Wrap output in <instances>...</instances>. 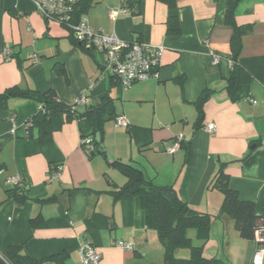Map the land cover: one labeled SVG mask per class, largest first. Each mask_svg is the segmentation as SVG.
<instances>
[{
  "label": "crops",
  "instance_id": "obj_1",
  "mask_svg": "<svg viewBox=\"0 0 264 264\" xmlns=\"http://www.w3.org/2000/svg\"><path fill=\"white\" fill-rule=\"evenodd\" d=\"M118 5L119 0H92L84 15L94 30L164 47L157 76L129 88L105 70L102 54L47 22L33 0H0V95L12 87L52 90L67 106L86 96L77 109L84 113L108 93L115 105L100 143L104 153L94 156L81 145L92 133L86 119L57 115L51 139L41 143L38 130L27 129L39 111L35 101L13 97L0 106V254L19 247L40 264H84L80 248L90 242L101 254L99 264L145 260L142 249L158 239L143 224L135 197L115 195L128 182L117 161L140 169L157 186L174 185L181 199L211 215L219 214L224 197L209 184L222 170L242 200L256 203L264 223V0H245L237 9L238 24L252 26L239 57L250 89L237 99L225 88L233 35L225 23L226 0H174L173 6L130 0L131 13L113 20L110 9ZM7 48L11 61L4 58ZM206 89L215 93L203 105V128L197 130V101ZM120 116L128 127L116 125ZM209 124L216 127L212 133ZM178 137L191 144L190 164L180 147L170 153ZM15 176L23 180V204L7 185ZM208 244L230 264H253L255 243L241 238L233 221L213 220Z\"/></svg>",
  "mask_w": 264,
  "mask_h": 264
},
{
  "label": "trees",
  "instance_id": "obj_2",
  "mask_svg": "<svg viewBox=\"0 0 264 264\" xmlns=\"http://www.w3.org/2000/svg\"><path fill=\"white\" fill-rule=\"evenodd\" d=\"M161 1L171 6L174 5V0ZM243 1L245 0H226L228 7L225 14V23L232 27L233 35L230 41V55L226 58L228 73L225 76V88L235 99L247 95L251 81L250 75L239 64V57L243 48V37L252 31L251 25H239L237 22V9ZM91 2L92 0H84L79 6V14H84L91 6ZM171 25L172 21L170 20L169 26L171 27ZM71 37L73 38L72 34ZM73 41H75L74 38ZM77 44L83 47L81 43ZM214 93V90L206 89L197 101L199 113L196 124L197 130L203 128V105ZM13 97L32 100L39 105V111L29 119L27 129L28 131L37 129L41 143H46L51 139L53 119L59 114H65L67 118L74 116L78 119H86L89 122L92 130L91 137L83 136V139H90L94 146V150L89 156L104 153L100 150L104 126L108 120L114 117L115 109L114 100L108 93L99 106L92 107L84 113H79L78 110L72 113L71 105L63 104L52 90L40 93L35 90H22L18 87L9 88L0 95V106ZM180 148L184 151L186 164H190L193 157L190 142L182 139ZM114 165L128 177V182L116 191L115 195L117 198L127 194L135 197L139 211L142 214L143 224L155 231L158 241L163 246V264H230L223 257L207 258L204 256V249L210 238L211 225L215 219L224 223L233 221L240 237L253 240L254 243L256 232L264 226V223H261L262 217L256 213V203L250 200H242L238 191L231 188L229 176L222 170L218 171L209 184V188L219 190L224 197L219 214L211 215L198 211L181 199L174 185L157 186L152 180H147L140 169L119 161L115 162ZM11 192L17 203L23 204L26 201L25 190L22 185ZM31 223L33 225L38 224L37 220H32ZM190 230H195L196 240L201 245H195L193 239L188 236ZM181 247L191 250L190 258L176 257V252ZM0 264H40V262L23 253L21 248L12 247L2 253ZM135 264L154 263L140 260Z\"/></svg>",
  "mask_w": 264,
  "mask_h": 264
},
{
  "label": "built area",
  "instance_id": "obj_3",
  "mask_svg": "<svg viewBox=\"0 0 264 264\" xmlns=\"http://www.w3.org/2000/svg\"><path fill=\"white\" fill-rule=\"evenodd\" d=\"M84 0H33L36 10L49 23H56L67 28L73 35L77 43H81L87 51L102 54L104 56V68L111 76L116 78L124 87H132L136 83L145 82L154 78L158 74L161 56L164 51L162 46H154L140 40L123 41L115 33H105L103 30H94L90 25L86 15L79 14V6ZM130 0H120L116 8L110 9V17L116 20L122 14L131 13L129 7ZM13 51L7 48L4 51L5 61H11ZM34 63H39L38 55L30 56ZM213 62L219 64L222 58L212 54ZM230 63V62H229ZM86 101V96H81L70 106L74 113L79 106ZM255 104L256 102L253 101ZM118 127H128V120L123 117L116 118ZM206 130L210 133L216 130L214 124H209ZM182 137H178L173 148L170 150L174 154L180 147ZM81 145L89 155L94 150L90 139H82ZM57 172L55 175H58ZM52 180L54 179V176ZM23 180L19 176L11 177L7 185L16 188L22 184ZM256 250L253 264H262L264 258V226L256 232ZM115 246L132 251L133 246L124 242H116ZM2 257V254H0ZM80 258L84 264H99L101 254L90 243H84L80 248Z\"/></svg>",
  "mask_w": 264,
  "mask_h": 264
},
{
  "label": "rangeland",
  "instance_id": "obj_4",
  "mask_svg": "<svg viewBox=\"0 0 264 264\" xmlns=\"http://www.w3.org/2000/svg\"><path fill=\"white\" fill-rule=\"evenodd\" d=\"M119 4H120V0H119ZM93 5L96 6L97 3H94ZM188 236L193 239V242L195 245H201V243L196 240L195 230H190L188 232ZM142 253L145 256L144 259L147 260L148 262H152L154 264H163L164 250H163V246L160 244V242L155 241V242L149 243V245H146L145 248L142 249ZM217 254H218L217 250L215 248H209V244L204 249V256L207 258L215 257V256H217ZM219 256L222 257V254H220ZM176 257L188 259L191 257V250L184 248V247H181L177 250Z\"/></svg>",
  "mask_w": 264,
  "mask_h": 264
}]
</instances>
